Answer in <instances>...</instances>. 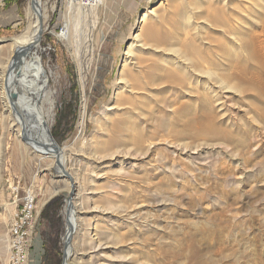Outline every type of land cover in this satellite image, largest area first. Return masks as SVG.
I'll list each match as a JSON object with an SVG mask.
<instances>
[{
  "label": "rangeland",
  "instance_id": "374dc122",
  "mask_svg": "<svg viewBox=\"0 0 264 264\" xmlns=\"http://www.w3.org/2000/svg\"><path fill=\"white\" fill-rule=\"evenodd\" d=\"M28 2L0 0V264H63L70 201L69 264H264V0H104L92 15L87 0H41L35 52L52 135L75 143L60 161L68 175L6 116ZM203 92L213 128L178 136L179 103L196 108ZM84 102L97 152L76 147ZM131 122L146 153L128 140Z\"/></svg>",
  "mask_w": 264,
  "mask_h": 264
},
{
  "label": "bare ground",
  "instance_id": "6f19581e",
  "mask_svg": "<svg viewBox=\"0 0 264 264\" xmlns=\"http://www.w3.org/2000/svg\"><path fill=\"white\" fill-rule=\"evenodd\" d=\"M77 1L80 5L81 3H86V0ZM94 4L95 6L88 3L84 4L86 6L87 13L90 15H92L93 12L99 8V5L104 4V0L100 3ZM44 10L45 8L43 7L41 0H29L26 8V15L28 19L27 27L25 28V31L21 36L14 39L12 45V54L14 55L15 60H21L22 62V64L18 67V76H16L14 80V85L15 87L17 86V88L20 90V93L16 96L17 99L14 100L10 105L6 100L9 95V90L6 88L2 92L3 102L5 111L7 113L6 116L10 117L9 127L15 133L16 140L22 141L21 130L23 129V127H26V135L29 137V139H32L37 148L41 149L43 153H51L48 155H52L53 153L58 160V164H56L58 168L57 171L66 173L68 175L67 171L64 169L60 161H65V159L68 158L67 153H71L72 151H74L75 143L71 145H62L52 135L50 116L48 114V111L51 110L52 106L50 99L51 92L48 91L47 87L49 76L41 65L40 57L37 56V52H35L38 50V47L36 46L38 39L44 32L43 18L46 17ZM30 50L33 51V54L25 57V54H30ZM202 64H204V62H202ZM176 66L178 67V65ZM194 66H199V64H196ZM172 67L176 69V67ZM28 78H30V81L28 80ZM9 81L10 80H8V82ZM123 86L126 88L125 90L129 88L130 92L132 88H137L139 84L135 81L133 85L124 83ZM202 88L203 87H201V89ZM221 88L226 87L223 85V87H220V89ZM209 95L208 93L203 92V94H201V97L198 98L196 108H189L191 103L190 101L186 103H179L178 111L180 112V118L176 121V124L180 126V128H178L176 131V134L178 136L187 134V131H189L191 127H194L196 130H198V133L200 135H205L208 131L211 130V128H213V100ZM42 100H45L47 104L49 103V107L47 106V114H43L41 117H37L35 113L37 112L38 105H41L40 101ZM124 100L127 102L131 101L130 98H124ZM87 117V103L84 102L77 119L78 133L76 132L77 136H75V139L77 141L76 144L78 145H76V147H78V151H82L89 146V149H93L95 152H97L98 149H96L95 146H90V144L92 145L95 140L93 138L94 135L88 138L86 132ZM133 125L137 128L133 130L132 136L128 140H130L134 145L136 150L134 151L135 153H146L148 147L146 149L142 145L143 141L146 139L143 127L140 125L141 128H139L136 123H133ZM110 129L111 135L107 138L106 143H104L105 147L101 148L103 152L108 153L112 152V148L115 147L119 140L117 136L118 132L115 133V135H112V128ZM70 211L72 217L74 218L75 211L71 205V201L67 203V206L64 209L65 231L63 235V242L65 245V250L63 256V264H69V260L72 255V250L69 247L70 239L73 232H75L77 229V226H74L72 222Z\"/></svg>",
  "mask_w": 264,
  "mask_h": 264
},
{
  "label": "built area",
  "instance_id": "2783aa9c",
  "mask_svg": "<svg viewBox=\"0 0 264 264\" xmlns=\"http://www.w3.org/2000/svg\"><path fill=\"white\" fill-rule=\"evenodd\" d=\"M87 1L94 2V3H100L103 0H87ZM18 229H19V225L17 224V221H16L15 224L13 225L14 233H16V234L19 233Z\"/></svg>",
  "mask_w": 264,
  "mask_h": 264
}]
</instances>
